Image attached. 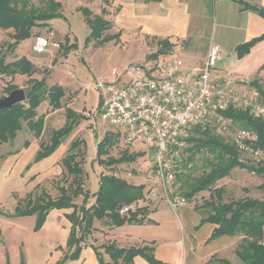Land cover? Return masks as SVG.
<instances>
[{
  "label": "trees",
  "instance_id": "16d2710c",
  "mask_svg": "<svg viewBox=\"0 0 264 264\" xmlns=\"http://www.w3.org/2000/svg\"><path fill=\"white\" fill-rule=\"evenodd\" d=\"M103 1L104 6L101 9V14L98 15H94L88 7H81L90 28L86 39L87 43L95 40L98 45H102L120 37V33H105L111 28V22L105 16L110 13L107 7L111 5L112 1ZM39 2L41 5L34 3L33 0H0V27L14 31L12 34L14 42L11 47H15L22 40L33 36V28L48 25L51 19L62 16L60 11L62 5L59 0H39ZM243 4L244 8L251 9L264 17L263 7L246 2ZM263 40L264 33L237 45L238 57H244L254 45ZM158 45V50L150 54L149 59H156L160 55L166 54L174 46L168 38L159 39ZM67 48L68 46H66V51ZM36 71L35 64L25 56L7 61L5 55L0 54L1 75L32 76ZM46 73L49 75L50 71H46ZM29 81L30 86L26 89V100L15 104L11 109L0 111V144L13 142L18 132L23 128V122H26L27 128L34 136L40 137L44 130L45 115H38V108L45 100H49L53 109L62 108V98L66 93L61 85L49 84L46 78H31ZM252 84L264 102V87L256 80ZM16 88L14 85H8L6 90L9 93ZM222 114L241 127L256 131L258 134L256 147L264 150V122L261 119L233 108L222 111ZM79 123L80 114L67 108L65 124L53 130L48 141H41L35 161L50 156ZM120 139V134L116 136L115 134H106L104 139L97 144L96 160L109 165L132 163L144 154V152H130L128 149L133 147L131 146L124 149L120 157L103 158L104 155L109 154V149L117 141L120 142ZM187 142L193 143L192 148H186L193 151L189 160L193 161L195 155L201 151H206L210 156L205 158V168L200 175H195L193 168H187V165L182 168V172L178 175L182 195L188 201L195 202L194 207L202 215V222H210L215 225L210 239L224 235L238 236L239 241L235 248L237 257L244 264H264V182L259 186L263 192L261 199L245 197L229 201L225 199V188L215 186L217 182L228 177L236 167L246 168L252 173L264 177V163L248 164L244 162L240 157V150L234 142H228L223 137L212 134L209 129L203 131L197 128L195 135L188 138ZM28 144L29 141L25 140L24 146H28ZM84 144L83 139L74 140L67 154L62 158L65 171L69 176H73V179L67 186H58V196L53 197L44 187L38 185L36 189H40V192L35 196L30 193L20 200L11 214L12 216L36 215L35 229H39L52 209L73 208L72 213L69 214L72 229L68 240V246L73 249L57 264H65L67 260L79 258L83 243L94 229L93 223L96 218L104 220L109 225L120 226L126 223H143L149 214L148 206H139L126 215L120 213V209L124 205L145 198L146 184H134L114 173H102L96 192L91 193L84 189L82 177L86 172L82 166V159L78 160L84 152L80 149L82 145L84 147ZM0 158H3V155L0 154ZM204 191H209V198L201 201L202 203L197 202L198 194ZM80 196H83V200L78 204L74 198ZM92 197L95 198V201L88 206L89 199ZM93 248L100 264H132L137 255L145 257L150 264H164L156 259L153 242L120 247L117 242L113 241L101 246H93ZM100 248L109 255V261L104 259ZM210 262L212 264H234L231 260L222 257H213Z\"/></svg>",
  "mask_w": 264,
  "mask_h": 264
},
{
  "label": "crops",
  "instance_id": "0c3cea01",
  "mask_svg": "<svg viewBox=\"0 0 264 264\" xmlns=\"http://www.w3.org/2000/svg\"><path fill=\"white\" fill-rule=\"evenodd\" d=\"M133 1L112 0V6L115 2L121 5L114 19L117 27L123 30L118 32L121 35L129 29L137 31L139 36L168 38L174 44L173 48L177 42L187 43L190 39L197 43L198 39L206 35L207 44L218 46L220 56H227L226 70L233 77L243 76V64L250 57L255 59L252 62L253 73L264 68V41L254 45L242 58L236 52L237 45L264 33V17L244 8L243 2L264 8V0H215L213 14L216 27L211 41L208 28L206 30L204 24H200L207 14L204 0ZM107 9L110 12L108 15H112L111 5ZM194 14L200 16L198 23L193 21ZM191 47L190 52L193 49ZM205 55L206 52L202 57ZM45 125L40 137L34 136L31 131L29 136L23 137L24 141H29L28 146H24V141L0 144L10 148L8 154L0 158V264H57L73 249L68 246L72 229L69 214L73 208L52 209L39 229H35L36 215H11L20 200L38 185L43 187L49 184L52 178L62 172V168H56L60 167L57 163L62 162L74 141L71 134L68 135L50 156L35 161L43 141ZM37 162L40 165H36ZM32 165L36 166L30 168ZM94 201L95 198H90L88 206ZM8 203L12 208L6 207ZM141 206H148L149 214L147 220L140 224L112 226L96 218L94 229L83 243L79 258L67 260L65 264H100L93 246L113 241L120 247L153 242L154 255L164 264H212L210 260L213 257L225 258V254L237 246L238 236L224 235L210 239L215 225L202 222L203 217L193 203L188 202L176 211L160 200L144 201ZM99 250L104 259L109 261L110 257L104 249ZM132 264L150 262L137 255Z\"/></svg>",
  "mask_w": 264,
  "mask_h": 264
},
{
  "label": "rangeland",
  "instance_id": "374dc122",
  "mask_svg": "<svg viewBox=\"0 0 264 264\" xmlns=\"http://www.w3.org/2000/svg\"><path fill=\"white\" fill-rule=\"evenodd\" d=\"M61 2L62 16L51 19L48 25H40L33 28V36L22 40L15 47H11L14 39L12 29H3L0 27V54H4L7 61H12L15 58L25 56L37 67L36 73L32 76L17 75L10 77L0 74V98L9 94L6 90L8 85H14L17 88L26 89L30 86L31 78H46L49 84H59L66 92L62 98V108L53 109L49 104V100H45L38 108V115L44 114L47 124L45 125V132L42 137L43 141H48L51 132L60 128L66 122V109L71 108L77 114H80V123L73 129L71 138L83 139L85 141L80 147L84 150L81 160L82 166L86 174L82 179L84 182V189L89 192H96L99 188V178L102 173H114L118 176L124 177L128 181L134 183L145 182L148 188L151 187V168L152 157L147 145L136 141L132 145L125 143L121 138L120 142L109 149V154L104 155L103 158L120 157L124 149L129 148L130 152L141 153L142 156L137 158V161L132 163H121L116 165L102 164L97 157V144L101 142L106 134H119L118 128L105 123L100 118H87L84 113L87 111H95L100 103L101 90L98 88V83L115 82L117 79L112 76V70L116 69L118 72H124L130 64H139L145 60H149L148 56L156 52L159 48L158 37H145L138 35L137 31L126 29L119 38L112 41L98 45L95 40L87 43L86 39L90 33V28L86 22L85 15L81 7H88L92 13L99 14L101 8L104 6L103 0H59ZM112 1V0H111ZM126 2V0H118ZM206 3L205 14L200 24H204L205 29L209 31L208 38L211 41L212 33L216 27V20L214 18V1L204 0ZM34 3L41 5L39 0H33ZM132 2H134L132 0ZM120 4L115 2L111 4L112 15H106L107 19L114 22L116 15L120 11ZM200 16L194 14V22H199ZM123 30L115 24H111V28L107 30L106 34H115ZM44 34L52 41L50 49L45 53H36L33 49L35 36ZM264 41V40H263ZM193 46L192 51L189 47ZM66 46H68L66 51ZM192 48V47H191ZM210 45L207 44L206 35L195 41L191 39L187 43L177 42L175 47L166 54L160 55L158 58L150 59L152 63L160 60L179 59L181 61L182 69L184 71L190 70L195 66H201L207 57ZM66 51V52H65ZM206 52L205 57L202 54ZM155 60V61H153ZM255 60L253 57L248 58L243 64V76L232 77L235 90L245 94L252 100L262 101L259 94L252 84L257 81L264 87V72L261 68L257 72H252ZM253 62V63H252ZM228 58L226 55L219 58L216 63L218 71H227ZM46 71H50L47 75ZM248 74V76H247ZM246 75V76H245ZM125 81L130 79L131 75H125ZM239 124L230 120L224 122L213 121L208 127L199 128L200 130H210L212 134L223 137L228 142L235 143V136L238 130L242 129ZM30 131L27 128L26 122H23L22 131L18 132L17 137L13 142L21 143L24 141L23 137L29 136ZM122 135H124L122 133ZM195 135V133L193 134ZM21 145V144H20ZM193 143L189 142L187 148H192ZM10 148L7 145H0V154L5 157ZM193 151L185 149L182 155V168L187 165V168H193L195 175H200L205 168V158L210 156L206 151L197 153L192 160H189ZM241 159L248 163L254 164L248 160V154L240 151ZM62 168V172L55 178H52L49 184L43 186L53 197L59 195L58 186L68 185L73 176H69L65 171L62 162L57 163ZM40 165V163H36ZM35 165V166H36ZM31 166L30 168H34ZM138 175V176H136ZM264 182V177L252 173L246 168L236 167L231 171V174L217 182L215 186H223L226 190L225 199H240L245 197L263 198V192L259 186ZM33 196L40 192V189L31 191ZM209 191H204L198 194L197 202L202 203L204 199L209 198ZM82 197L74 198L75 202L81 203ZM161 201V200H160ZM190 202V201H189ZM195 205V202H190ZM9 208L10 204H6ZM12 208V207H10ZM239 241V239H238ZM238 243V242H237ZM231 260L234 264H244L236 255L235 250L230 249L224 256Z\"/></svg>",
  "mask_w": 264,
  "mask_h": 264
},
{
  "label": "built area",
  "instance_id": "2783aa9c",
  "mask_svg": "<svg viewBox=\"0 0 264 264\" xmlns=\"http://www.w3.org/2000/svg\"><path fill=\"white\" fill-rule=\"evenodd\" d=\"M51 45L50 38L37 35L33 49L45 53ZM219 54L220 48L211 44L203 64L186 71L179 59L153 60L155 63L149 59L130 64L124 72L113 69L115 82L97 84L99 106L94 112H85V117L100 118L123 130L119 134L126 144L138 141L147 145L152 157L151 187L144 199L124 205L122 215L147 200L164 201L174 211L189 202L178 180L187 140L197 128L228 120L222 111L242 110L264 122V102L235 90L232 75L216 68ZM125 75L132 77L125 81ZM257 142L254 130L242 128L236 133L238 149L254 164H263L264 150L256 147Z\"/></svg>",
  "mask_w": 264,
  "mask_h": 264
},
{
  "label": "water",
  "instance_id": "95a60500",
  "mask_svg": "<svg viewBox=\"0 0 264 264\" xmlns=\"http://www.w3.org/2000/svg\"><path fill=\"white\" fill-rule=\"evenodd\" d=\"M26 100V91L24 88H16L0 98V111L11 109L15 104Z\"/></svg>",
  "mask_w": 264,
  "mask_h": 264
}]
</instances>
